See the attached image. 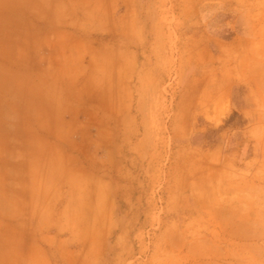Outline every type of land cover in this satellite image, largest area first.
<instances>
[{
	"label": "rangeland",
	"instance_id": "rangeland-1",
	"mask_svg": "<svg viewBox=\"0 0 264 264\" xmlns=\"http://www.w3.org/2000/svg\"><path fill=\"white\" fill-rule=\"evenodd\" d=\"M133 8L142 38L127 37V64L95 62L78 86V112L109 126L111 147L67 166L88 185L67 193L77 229L62 228L53 264H264V0ZM15 100L0 102V208L19 170L5 131L26 122ZM5 235L0 214V264Z\"/></svg>",
	"mask_w": 264,
	"mask_h": 264
},
{
	"label": "crops",
	"instance_id": "crops-1",
	"mask_svg": "<svg viewBox=\"0 0 264 264\" xmlns=\"http://www.w3.org/2000/svg\"><path fill=\"white\" fill-rule=\"evenodd\" d=\"M135 2L0 0V68L20 70L21 77L10 85L8 72L2 75L0 102L14 96L26 118L23 125L5 131L7 136L18 135L6 146L18 150L19 162L0 208L5 216V264H53L49 250L58 251L62 228L72 231L75 224L77 229L76 212L63 204L69 203L67 193L79 192V177L88 185L89 174L67 166L87 165L95 149L111 147L103 137L109 126L78 112V86L91 81L95 62L124 67L127 37L140 45ZM65 216L68 223L63 222Z\"/></svg>",
	"mask_w": 264,
	"mask_h": 264
}]
</instances>
